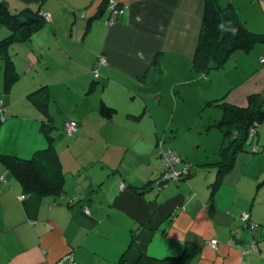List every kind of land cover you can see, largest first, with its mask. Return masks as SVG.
I'll return each mask as SVG.
<instances>
[{
    "label": "crops",
    "instance_id": "0c3cea01",
    "mask_svg": "<svg viewBox=\"0 0 264 264\" xmlns=\"http://www.w3.org/2000/svg\"><path fill=\"white\" fill-rule=\"evenodd\" d=\"M0 1L44 17L31 40L9 46L18 74L9 85L0 52V154L32 159L50 151L51 136L65 175L60 196L25 193L0 162V264H139L186 249L198 250L191 264H264V150L239 154L215 183V167L197 169L210 161L158 138L163 86L172 94L187 83L206 0H119L114 24L106 0ZM9 34L0 23V41ZM263 88L225 100L245 106ZM69 121L79 124L74 136ZM167 148L194 166L186 179L161 182Z\"/></svg>",
    "mask_w": 264,
    "mask_h": 264
},
{
    "label": "trees",
    "instance_id": "16d2710c",
    "mask_svg": "<svg viewBox=\"0 0 264 264\" xmlns=\"http://www.w3.org/2000/svg\"><path fill=\"white\" fill-rule=\"evenodd\" d=\"M107 1L106 10H108ZM30 17H35L39 20L38 22H30ZM42 18L44 17L41 13L30 9H24L18 14L14 13L7 2L0 1V23L10 31L9 36L0 41V52H4V57L8 60L5 71L7 85L15 82L18 78L14 64L8 55L9 46L13 43H23L31 40L33 35L42 27ZM202 22L196 54L192 61V69L201 75H207L213 69L223 68L234 53L249 52L257 44L264 43V34L249 30L241 20L238 10L232 4L222 7L219 0H206V10ZM221 24L224 25L223 30L219 27ZM233 29L235 30L234 32ZM263 60L264 58L262 62ZM96 77H99V75ZM96 77L95 79H97ZM41 91L43 90L39 89L37 93H41ZM36 94L32 95L31 99L34 100ZM216 102L213 101L212 103L215 104ZM218 106L223 110L222 118L215 121L211 127L219 129L223 135L219 151L217 152L220 155V160L197 166V169L214 166L217 169L215 183H218L225 175L234 170L238 155L249 152L247 145L250 142V138L253 139L259 134V127L264 122V94L253 93L249 95L245 106L228 103L227 101ZM103 111L111 113L113 109L103 106ZM252 132H254L253 135ZM47 137L50 147H48V150L50 151L38 152L32 159L0 154V162L20 182L25 193L60 196L63 193L65 175L57 153L55 150H51V148L55 149L52 147L53 138L51 136ZM174 152L180 158L179 169L187 166L190 174L194 166L183 160L176 151ZM251 153L260 154L261 152L258 148L257 151L254 149ZM42 165L44 169L41 168ZM187 177L188 174L184 175L180 181ZM241 222L243 223L242 226L245 225L246 228L252 231L254 228L256 229L257 225L252 222L251 216L248 223H244L242 220ZM252 224H254V228H251ZM197 251L196 249H186L181 257L167 258L165 260L145 258L139 264H191ZM123 262L124 260H121L119 264H124Z\"/></svg>",
    "mask_w": 264,
    "mask_h": 264
},
{
    "label": "rangeland",
    "instance_id": "374dc122",
    "mask_svg": "<svg viewBox=\"0 0 264 264\" xmlns=\"http://www.w3.org/2000/svg\"><path fill=\"white\" fill-rule=\"evenodd\" d=\"M220 2L222 7L234 5L249 30L264 34V0ZM263 58L264 43L257 44L249 52L234 53L223 68L213 69L207 75L190 69L187 83L173 88L172 94L171 88H166L168 84H165L163 89L166 90L167 99L161 102L162 110L157 116L158 138L163 145L171 148L174 146L184 150L183 153L188 152L195 163L219 161L220 155L217 152L223 135L219 129L211 127L215 121L222 118L223 110L218 105L226 101L225 99L229 100L232 95L240 96L250 84L257 81L259 86L264 87V64L261 63ZM140 90L137 89L139 92ZM213 101L217 102L213 104ZM171 143L173 145L169 146ZM247 146L249 155H252L255 147L264 150V122L259 127V134L253 139L250 138ZM242 158L240 157L241 161ZM207 171L208 169L205 170Z\"/></svg>",
    "mask_w": 264,
    "mask_h": 264
},
{
    "label": "built area",
    "instance_id": "2783aa9c",
    "mask_svg": "<svg viewBox=\"0 0 264 264\" xmlns=\"http://www.w3.org/2000/svg\"><path fill=\"white\" fill-rule=\"evenodd\" d=\"M107 9L109 11V19H108V24H114L119 15L123 12V7L120 5L119 0H108L107 1ZM264 62V60H263ZM108 62L106 59H101L99 62V66H105L107 65ZM96 76H98V70L95 71ZM78 123L75 121H69L66 123V132L68 135H72L75 134L78 131ZM254 134V132H252V135ZM258 150V147L255 148V151ZM161 158L162 161L164 163V173L161 177V182L162 183H166V182H174V181H180V179L189 173V169L188 167H184L183 169H179V164H180V158L177 156V154L169 149V150H163L161 152ZM25 196H23L21 198L24 199ZM85 213L89 214V210L86 208L85 209ZM241 220L244 223H248L250 220V215L249 213H243L241 216ZM251 228H254V224L251 225ZM218 245V241L217 240H213L211 241V246H213L214 248H216ZM68 262H58L57 264H75L74 263V258L72 256H68Z\"/></svg>",
    "mask_w": 264,
    "mask_h": 264
},
{
    "label": "water",
    "instance_id": "95a60500",
    "mask_svg": "<svg viewBox=\"0 0 264 264\" xmlns=\"http://www.w3.org/2000/svg\"><path fill=\"white\" fill-rule=\"evenodd\" d=\"M38 20H39V19H37V18H35V17H30V18H29V21H30V22H38ZM150 98L155 99L154 96H150Z\"/></svg>",
    "mask_w": 264,
    "mask_h": 264
},
{
    "label": "clouds",
    "instance_id": "9594fccd",
    "mask_svg": "<svg viewBox=\"0 0 264 264\" xmlns=\"http://www.w3.org/2000/svg\"><path fill=\"white\" fill-rule=\"evenodd\" d=\"M219 27H220V29H221V30H223V28H224V25H223V24H221ZM234 31H235V30L233 29V32H234Z\"/></svg>",
    "mask_w": 264,
    "mask_h": 264
}]
</instances>
